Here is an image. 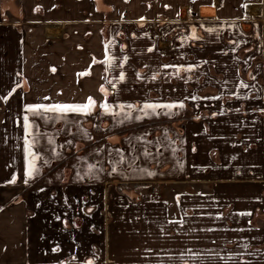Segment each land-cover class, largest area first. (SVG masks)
I'll use <instances>...</instances> for the list:
<instances>
[{"label":"crops","instance_id":"0c3cea01","mask_svg":"<svg viewBox=\"0 0 264 264\" xmlns=\"http://www.w3.org/2000/svg\"><path fill=\"white\" fill-rule=\"evenodd\" d=\"M89 262L264 264V0H0V264Z\"/></svg>","mask_w":264,"mask_h":264},{"label":"rangeland","instance_id":"374dc122","mask_svg":"<svg viewBox=\"0 0 264 264\" xmlns=\"http://www.w3.org/2000/svg\"><path fill=\"white\" fill-rule=\"evenodd\" d=\"M94 190V189H92ZM95 191L98 192L97 189H95ZM95 191H91L89 189H83L81 191V189H77V190H70V189H57V190H48V191H44L42 189H40L37 194L36 197L39 198V201L41 203V205L43 204V200L46 199V203L48 204V206L50 207L49 209L52 210V212H56L59 213V210H63V204H61L59 201H61L60 197L64 198V202L66 203L69 202V209H77L80 210V208L82 206H84V211L93 203H96L97 201H99V203H101V199H99L100 197H98V195L95 194ZM94 193V194H92ZM102 193L100 191V195L101 196ZM70 198L73 199H79V201L84 202L83 205H79V206H74L70 204ZM95 199V200H94Z\"/></svg>","mask_w":264,"mask_h":264},{"label":"snow or ice","instance_id":"6c2138e0","mask_svg":"<svg viewBox=\"0 0 264 264\" xmlns=\"http://www.w3.org/2000/svg\"><path fill=\"white\" fill-rule=\"evenodd\" d=\"M95 102L89 98V103L85 104V105H53L50 109H45L46 111H56V110H70V111H80V112H87V110L89 109V107L91 105H93ZM39 107H43V106H37ZM105 107H107L105 105ZM146 107H153L150 105H146ZM166 107H171V106H166ZM14 182V181H13ZM27 182V181H25ZM90 264V262H89Z\"/></svg>","mask_w":264,"mask_h":264},{"label":"trees","instance_id":"16d2710c","mask_svg":"<svg viewBox=\"0 0 264 264\" xmlns=\"http://www.w3.org/2000/svg\"><path fill=\"white\" fill-rule=\"evenodd\" d=\"M81 148H83L82 149V151L87 147L86 145H83V146H80ZM77 153H79V152H77Z\"/></svg>","mask_w":264,"mask_h":264},{"label":"bare ground","instance_id":"6f19581e","mask_svg":"<svg viewBox=\"0 0 264 264\" xmlns=\"http://www.w3.org/2000/svg\"><path fill=\"white\" fill-rule=\"evenodd\" d=\"M203 14L206 15V14H209V13L207 11H204Z\"/></svg>","mask_w":264,"mask_h":264}]
</instances>
